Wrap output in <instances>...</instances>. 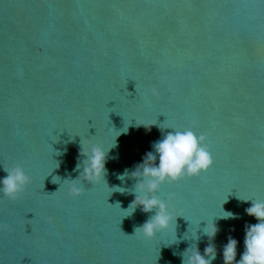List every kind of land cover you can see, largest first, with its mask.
I'll use <instances>...</instances> for the list:
<instances>
[{"label":"water","instance_id":"1","mask_svg":"<svg viewBox=\"0 0 264 264\" xmlns=\"http://www.w3.org/2000/svg\"><path fill=\"white\" fill-rule=\"evenodd\" d=\"M163 122L203 134L213 164L161 186L182 217L146 240L134 229L154 213L127 216L137 181L118 176ZM114 142L105 181L69 196L81 145ZM15 165L30 183L0 194V264H181L210 243L223 264L229 236L238 260L257 223L238 197L264 200V0H0V178Z\"/></svg>","mask_w":264,"mask_h":264},{"label":"clouds","instance_id":"2","mask_svg":"<svg viewBox=\"0 0 264 264\" xmlns=\"http://www.w3.org/2000/svg\"><path fill=\"white\" fill-rule=\"evenodd\" d=\"M155 124L139 125L150 129V126ZM163 124L164 122L159 124L162 138L152 144L153 151L145 154L142 162L135 166L134 171L125 170L123 174L118 176L121 181L128 176L137 181L130 190L134 194V199L128 208L123 210L128 213L127 216L132 215L138 206L144 213H154L141 226L134 229L133 235H139L146 240L154 238L158 233L169 230L173 221L175 222L177 217H182L179 215L174 217L168 203L174 198V193L168 194L167 202L157 195L161 186L177 184L182 179L197 177L201 173L206 172L213 164L212 155L206 145V137L203 134L197 135L191 129L179 130L172 127H161ZM165 129H171V131L165 134ZM127 130L119 131V135L126 133ZM115 146V142L114 146L107 149L95 144L85 149L81 145L80 155L84 159L78 160L74 170L79 171L81 168L83 170L77 178L65 179L69 181V196L78 197L82 194L83 189L77 183L80 178H82L83 182L91 184H98L102 180L105 181L107 154ZM157 160L158 163H156ZM3 170L6 175L0 178V194L10 200H15L24 192L26 186L30 183V178L20 165ZM113 189H116L113 192L123 193L126 191L122 187H113ZM238 199L244 202H251V206L246 208L245 212L248 216L255 218L257 223L246 225L243 252L240 253L238 260V242L231 236L228 237V241L222 250L223 264H264V200H245L239 197ZM224 212L227 215L221 217L222 219L238 218L232 212ZM217 231L218 229L213 222L211 224L207 223L203 228V234L209 240L215 237ZM196 239L198 240L199 237L196 236ZM175 240L178 242L176 235ZM180 255L181 264H213V261L217 258L216 248L211 243L204 248L203 254H201L196 245L194 247L191 245Z\"/></svg>","mask_w":264,"mask_h":264}]
</instances>
